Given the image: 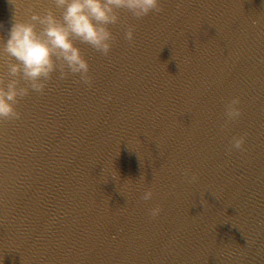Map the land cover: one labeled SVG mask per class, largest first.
<instances>
[{"label": "clouds", "instance_id": "clouds-1", "mask_svg": "<svg viewBox=\"0 0 264 264\" xmlns=\"http://www.w3.org/2000/svg\"><path fill=\"white\" fill-rule=\"evenodd\" d=\"M39 2V0H37ZM62 10L57 18L52 8L43 13L32 12L28 21L14 16L6 40L0 38V60L7 57L5 80L0 75V122L21 118L17 106L31 92L43 93L48 82L59 73L60 79L78 76L79 82L92 87L91 67L77 41L86 44L103 56H109L116 43L110 26L120 23L121 10L136 19L162 11L163 0H49ZM124 38L135 42V28L128 26ZM108 100L111 97L107 98ZM239 97L225 106L227 122L237 121L243 112ZM245 136H234L229 151L244 150ZM185 179L197 182L195 173L184 172ZM152 189L143 192L142 199L151 201ZM162 209L156 206L150 216L156 218Z\"/></svg>", "mask_w": 264, "mask_h": 264}]
</instances>
